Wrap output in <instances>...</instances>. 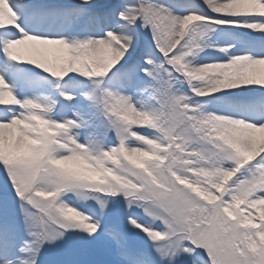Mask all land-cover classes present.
<instances>
[{"label": "snow or ice", "instance_id": "snow-or-ice-1", "mask_svg": "<svg viewBox=\"0 0 264 264\" xmlns=\"http://www.w3.org/2000/svg\"><path fill=\"white\" fill-rule=\"evenodd\" d=\"M202 3L215 15L194 10L181 14L160 0H125L118 11L124 31L109 28L103 36L70 40L29 34L10 0H0V30L22 33L3 38L5 55L57 80L70 73L90 80L93 86L83 95L102 103L106 129L117 138L107 146L97 139L81 142L72 131L81 119L53 118L54 99H21L0 74V106L11 112L0 114V166L40 247L78 231L90 240L105 237L125 264H151L117 228L105 230L100 220L61 198L93 189L109 195L122 192L131 198L129 205L138 202L152 218L141 230L162 258L187 254L191 264H264V121L206 111L175 86L183 77L191 94L200 97L264 87V56L243 53L202 64L190 59L203 50L205 26L264 32V19L225 18L264 17V0ZM138 26L151 33L142 62L130 59ZM53 48L59 55L50 58ZM129 88L145 98H136ZM61 95L73 99L72 93ZM144 128L151 133L137 131ZM100 204L103 209L106 201ZM157 220L163 228L154 226ZM129 222L140 226L133 217ZM14 247L10 228L0 227V264H15ZM18 250L25 251L23 246ZM38 257L39 248L24 264H38Z\"/></svg>", "mask_w": 264, "mask_h": 264}, {"label": "rangeland", "instance_id": "rangeland-1", "mask_svg": "<svg viewBox=\"0 0 264 264\" xmlns=\"http://www.w3.org/2000/svg\"><path fill=\"white\" fill-rule=\"evenodd\" d=\"M104 2L106 3L98 4L101 5L98 7L94 4L89 6L78 5L76 1L71 0H50L47 3L48 8L52 7L49 16H57L58 20L62 22L55 33H52V30L48 31V24L46 25L48 21L44 18V14L37 9L20 14L18 23L21 26L28 23L35 26L36 22H39V24L42 23V28L46 26V36H63L70 40L85 39L88 36H103L109 28L124 31L123 27L122 30L119 29L122 23L118 20V11L125 0H104ZM160 2L172 5L176 11L180 9L179 7H185L187 11H192L195 6H198V0H160ZM201 11L208 12L207 8ZM100 17H105L108 25L98 26L95 30H91L89 27L92 24L91 22H94L92 20ZM52 19V22H54L55 17ZM136 32L138 42L135 48L131 50L130 59L132 61L141 60L142 62V57L151 43V33L148 29L139 26ZM236 32L251 34L253 30L246 28V31ZM234 33L227 32L224 25L205 26L204 35L200 40L201 44L204 45L203 50H198L190 59L194 63L201 64L200 62H203L204 59L208 61L209 59H216L215 57L227 58L231 55L243 53L252 55L243 43L244 38ZM20 35L21 33L16 32L15 28L0 30V74L12 85L16 95L21 99L31 97L42 102L54 99L57 103L51 113L53 118L81 119V126L72 130L81 142L97 139L105 146L115 144L117 142L115 133L106 129L107 119L103 113L102 103L94 102L83 95L93 86L90 80H86L75 73H70L62 80H57L35 65L17 63L5 55L3 52V38L13 39L18 38ZM208 45L217 47H209ZM226 45H232V47L228 48L227 51L219 50V47ZM48 55L50 58H54L59 53L53 48ZM155 58L161 59L159 55ZM141 77H143V74H141ZM175 86L179 91L187 93L194 103L203 104L206 111L216 112L217 105L236 108L241 103L239 96L230 93L234 89L218 92L212 96L200 97L191 94L189 85L183 77L176 80ZM127 91L134 93V96L139 99L146 96V94L132 88L127 89ZM61 92L72 93L73 99H66L61 95ZM3 113L11 115V112L5 106H0V114ZM240 113L242 115L245 112ZM137 131L150 134L152 130L144 128L137 129ZM61 198L88 214L93 220H100L101 226L105 230L117 228L126 237L127 244L135 249L141 257L150 260L151 264H191L192 258L188 257L187 254H182L173 259L171 257L162 258L156 252L153 242L141 230L143 225L152 222V218L145 214L142 207L138 206V202L129 205L128 201L131 198L126 199L122 192L109 195L93 189H79L75 192H67ZM101 199L106 201V206L103 209H101ZM129 217L138 220L140 226L134 227L129 222ZM5 225L10 228L12 233L17 258L15 264H24L37 248H39L38 264H125V261L121 259L103 236L90 240L86 233L69 231L65 233L64 238L54 243H44L43 247H40V239L29 234L31 229L26 225L19 212V200L3 171V167L0 166V227ZM154 226L163 228V224L159 220L155 221ZM25 241H31V244H26ZM21 246L24 247L25 251L18 250Z\"/></svg>", "mask_w": 264, "mask_h": 264}, {"label": "bare ground", "instance_id": "bare-ground-1", "mask_svg": "<svg viewBox=\"0 0 264 264\" xmlns=\"http://www.w3.org/2000/svg\"><path fill=\"white\" fill-rule=\"evenodd\" d=\"M53 1V0H51ZM71 1H76L78 5H83V6H89L90 4H94L98 7H100L101 5L98 4H103L106 3L104 2V0H89L88 3H84L83 0H71ZM10 2L12 3L13 7L16 8V10L18 11L19 14L22 13H27L29 10H39L42 12V14H44V18L47 19V24L53 21L52 18L55 17L54 22L51 23V27L49 30H52V33L56 32L59 28L58 26L60 25V22L57 18V16H49V13L52 9V7L48 8V4L50 2V0H10ZM167 2V1H166ZM121 6V5H120ZM60 8V7H59ZM62 8V7H61ZM60 8V9H61ZM180 9H178V12H180L181 14H183L184 11L187 10V8L185 7H179ZM206 7L203 6L202 0H198V6H195V8L193 9L194 11H201L202 9H204ZM59 9V10H60ZM204 12V11H203ZM206 14L208 15H215L214 13H210L205 11ZM41 14V17H42ZM50 17V18H49ZM49 18V19H48ZM228 19H237V20H241V21H251V20H259V19H264V17H251V16H240V17H225ZM94 22H91L92 24H90V29L91 30H95L96 27L98 26H102V25H108V21L106 20L105 17H100L99 19L96 20H92ZM121 26L119 29L122 30ZM225 28H227L228 31L231 32H236V31H246V27H240V26H235V25H224ZM240 29V30H238ZM16 32H19V29L15 28ZM237 34V33H234ZM248 34V33H247ZM251 34H255L256 36H258L257 34H261L260 36L264 37V32L261 31H256L253 30V32H251ZM256 36H253L254 38ZM252 40V39H251ZM250 45L252 46V49L258 53V54H263L264 53V42H256L254 41V43H252L251 41ZM216 59H209L208 61L206 59H204L202 63H209V62H214V61H223L228 59L224 58V57H215ZM198 64V62H195ZM230 93H234L235 95L239 96V99L241 100V103L239 104L238 107L236 108H230V106H223V105H217L216 106V112L217 113H223V114H227V115H234V116H238L241 117V113L240 112H245L246 116H247V120H253L256 122H260V121H264L263 117H257L254 113H251L252 111H250V109H252L253 106H261L262 102H259L260 99L264 98V87H259V86H245V87H241V88H236L232 91H230ZM249 95V96H248ZM217 104H219L218 102H216ZM264 106V104H263Z\"/></svg>", "mask_w": 264, "mask_h": 264}]
</instances>
